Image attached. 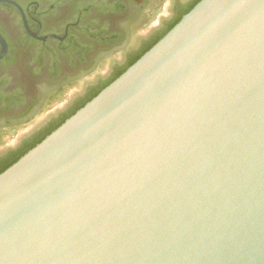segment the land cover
Returning a JSON list of instances; mask_svg holds the SVG:
<instances>
[{"label": "water", "instance_id": "95a60500", "mask_svg": "<svg viewBox=\"0 0 264 264\" xmlns=\"http://www.w3.org/2000/svg\"><path fill=\"white\" fill-rule=\"evenodd\" d=\"M0 264H264V0H202L0 174Z\"/></svg>", "mask_w": 264, "mask_h": 264}, {"label": "flooded vegetation", "instance_id": "af4514ba", "mask_svg": "<svg viewBox=\"0 0 264 264\" xmlns=\"http://www.w3.org/2000/svg\"><path fill=\"white\" fill-rule=\"evenodd\" d=\"M80 1L0 0V36L7 44L0 59V171L27 148L28 140L49 132L120 65L112 55L107 59L106 49L123 48L124 61L151 41L179 2L189 0H132V7L121 0L124 12L101 17L84 8V21L70 18ZM91 19L96 20L93 29L106 27V34L119 35L120 41L108 47L90 43L79 26ZM85 45L94 49L85 52V61L76 58L72 64ZM104 71L107 76H101Z\"/></svg>", "mask_w": 264, "mask_h": 264}, {"label": "trees", "instance_id": "16d2710c", "mask_svg": "<svg viewBox=\"0 0 264 264\" xmlns=\"http://www.w3.org/2000/svg\"><path fill=\"white\" fill-rule=\"evenodd\" d=\"M181 1V0H178ZM202 0H189L188 3L182 4V2H179L180 4L174 7V10L172 12V15L170 18H167L164 20L162 27L156 31L154 34V37L151 39L149 43L144 44L142 47H140L138 50L133 52V54H129L127 58L123 61V63H120L119 66L114 69V71L111 73V75L106 79L99 83L97 87L91 88L86 95L84 96V99L80 100L77 105L70 110L68 115L64 118H62L56 125H54L49 132L45 133L44 135H37L34 138H31L27 141L26 145L27 148L20 153L15 159L5 166L1 171L0 174H2L4 171H6L8 168H10L12 165H14L17 161H19L24 155H26L30 150L35 148L37 145H39L42 141H44L50 134H52L55 130H57L60 126H62L69 118L74 116L80 109L85 107L89 102H91L95 97H97L105 88H107L109 85H111L114 81H116L121 75H123L130 67H132L139 59H141L148 51H150L158 42H160L182 19L185 15H187L189 12H191L194 7L201 2ZM134 2L130 1L129 6L132 7ZM123 3L121 0H112L110 3V0H85L80 1L75 4L72 10L73 17L75 18L81 17L82 21H84V18H87V13L84 10V8L90 9L91 11H95L98 14L101 15V17H107L109 14H118L123 11ZM88 12V11H87ZM70 16V18H72ZM81 21V24H82ZM89 24L86 26L80 25L79 29L81 33L86 37L90 43L96 42L97 44H102L105 47H108L111 42L118 43L120 41L119 35H107L106 27H99V29H93V26L96 23V20H89ZM84 45V44H83ZM86 46V45H85ZM80 47V49L77 50L75 55H73L72 58V64L75 65V59L78 58L81 61H85L84 54L86 51H90L94 49V45L91 47ZM116 45L113 46L115 48ZM109 49H106L108 51Z\"/></svg>", "mask_w": 264, "mask_h": 264}, {"label": "rangeland", "instance_id": "374dc122", "mask_svg": "<svg viewBox=\"0 0 264 264\" xmlns=\"http://www.w3.org/2000/svg\"><path fill=\"white\" fill-rule=\"evenodd\" d=\"M112 0H110V2H111ZM129 2L130 1H132V0H128ZM133 1H136V0H133ZM146 1H148V0H146ZM73 17V16H72ZM75 17V16H74ZM113 49V50H112ZM109 50H111V51H114V52H111V51H109ZM109 50L107 51V59H109L110 57V55H112L111 57H113L112 59H115V61L116 62H123V55H124V52L122 53V50H123V48H118L117 47V49L115 48H109ZM124 51V50H123ZM115 57H114V56ZM107 71V70H106ZM106 71H104V73L101 75V76H107L106 74H108V73H106ZM108 72V71H107Z\"/></svg>", "mask_w": 264, "mask_h": 264}]
</instances>
